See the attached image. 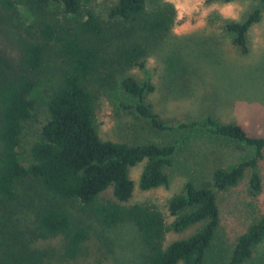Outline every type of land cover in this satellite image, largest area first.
<instances>
[{
	"label": "trees",
	"instance_id": "trees-1",
	"mask_svg": "<svg viewBox=\"0 0 264 264\" xmlns=\"http://www.w3.org/2000/svg\"><path fill=\"white\" fill-rule=\"evenodd\" d=\"M19 1L36 17L24 27L18 65L13 67L0 54V264H72L89 254L93 239L89 221L106 229L133 224L146 248L143 264H210L221 224L219 193L237 186L248 174L250 191L261 192L264 136L213 116L170 122L149 101L154 83L123 74L127 68L145 65L147 48L136 37L142 32L161 36L170 30L176 19L174 5L165 0H116L104 21L94 8L96 0ZM15 2L0 0V5L11 11ZM263 13L264 0H259L243 20L225 21V31L243 52H248V33ZM109 44L115 50L107 56ZM52 66L59 78L49 91L47 117L26 163L19 148L26 125L36 117L37 76ZM118 75L132 100L123 106L133 109L154 131L204 128L216 138L255 150L238 164L217 166L208 180H188L184 190L169 200L175 217L170 224L155 205L130 203L135 190L130 169L146 160L140 187H168L176 141L130 143L103 139L98 132L96 91L112 88ZM23 180L39 187L31 184L23 195ZM110 187L112 197H106ZM21 200L34 214L30 236L12 221L13 208ZM199 224L192 234L167 241L170 231L181 233ZM55 238L61 240L58 249L42 248L36 242ZM98 241L100 251L110 249L108 239L100 235ZM263 241L264 213L253 215L246 231L217 256L216 264H246Z\"/></svg>",
	"mask_w": 264,
	"mask_h": 264
},
{
	"label": "rangeland",
	"instance_id": "rangeland-1",
	"mask_svg": "<svg viewBox=\"0 0 264 264\" xmlns=\"http://www.w3.org/2000/svg\"><path fill=\"white\" fill-rule=\"evenodd\" d=\"M15 2V8L7 11L0 5V54L13 67L18 65L23 45L24 27L35 19L26 6ZM174 5V25L164 35L152 36L142 32L138 38L147 48L145 65L127 68L124 75L138 80L150 79L155 90L149 101L154 110L170 122L203 121L208 116L223 122H236L249 134L264 136V13L260 22L248 33V52L236 46L225 31L226 20H243L259 0H165ZM116 0H96L93 5L100 17L108 20L109 10ZM148 36V37H146ZM147 39H146V38ZM107 56L115 45L109 44ZM54 66V64L52 63ZM49 67L37 76L33 98L36 101V117L24 130L21 159L29 163L30 147L37 138L46 117L49 91L59 78L57 69ZM120 75L112 88L96 91V124L103 139L141 143L148 141H176L174 166L169 169V186L149 190L140 187V176L146 160L130 169L135 190L130 203L147 202L160 209L168 224L174 220L168 203L184 190L190 179L197 181L211 178L217 166L230 167L251 157L254 148L210 135L204 128L175 130L167 133L154 131L137 113L123 106L132 102L120 86ZM1 149V144H0ZM262 190L254 194L249 188V174L237 186L219 193L221 224L213 243L210 264L217 263V256L228 251L237 237L246 231L253 215L264 213V157L259 162ZM37 182L23 180L20 187L26 194ZM112 197V188L105 192ZM76 213L75 208L71 207ZM18 229L30 236L34 227V214L24 200L14 206L11 213ZM91 224L92 240L89 254L72 264H143L146 248L133 224L125 223L103 228L94 221ZM199 225L184 232L170 231L167 241L186 237ZM108 239L110 249H98V237ZM42 248L58 249L59 238L39 239ZM183 264V263H179ZM246 264H264V241Z\"/></svg>",
	"mask_w": 264,
	"mask_h": 264
}]
</instances>
